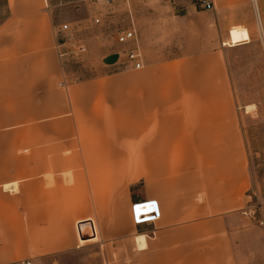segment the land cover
Listing matches in <instances>:
<instances>
[{"label": "crops", "instance_id": "1", "mask_svg": "<svg viewBox=\"0 0 264 264\" xmlns=\"http://www.w3.org/2000/svg\"><path fill=\"white\" fill-rule=\"evenodd\" d=\"M212 1L213 23L203 21L202 30L214 29L216 37L202 39L198 53L169 64L176 62L185 70L199 62L212 72L199 80L220 82L221 88L194 92L185 84L172 89L173 82L192 80L190 73L174 70L156 78L143 73L150 82L140 84L144 88L132 96L136 92L113 88L119 75L65 85L60 23H54L46 1L7 0L8 12L0 22V131H7L25 152H0V264H38L78 247L73 233L78 219H90L95 230L90 239L79 237V243L101 249L106 264L114 252L121 261L127 258L130 243L136 241L140 248L132 253L140 259L138 264H235L226 214L243 206L248 175L239 148L235 171L228 173L233 181L228 199L225 131L233 129V122L226 123L221 106L232 95L225 59L230 46L248 36L249 42L264 41V0ZM233 25L246 26L248 36L233 27L229 38ZM131 103L140 107V117L127 113ZM66 123L77 131L90 130L92 141L67 142ZM34 130L41 134V153L32 152ZM138 130L142 143L139 153L132 155L123 146L132 145L130 139L138 138ZM75 146L81 149L66 152ZM202 147L215 153L209 158ZM130 161L154 164L147 173L143 170L140 196L130 192L129 185L114 195L113 177L128 174L114 173L121 166L112 163ZM202 161H210L213 169L205 196L198 199L202 190L198 180L194 184V173L200 170L193 163ZM166 163L179 164L173 171ZM154 200L159 217L141 224V232L133 236L136 241L130 239L131 206ZM114 206L120 210L118 230L112 229L111 219L102 223L100 217L86 216V211L112 213ZM65 226L64 233L59 227Z\"/></svg>", "mask_w": 264, "mask_h": 264}, {"label": "rangeland", "instance_id": "2", "mask_svg": "<svg viewBox=\"0 0 264 264\" xmlns=\"http://www.w3.org/2000/svg\"><path fill=\"white\" fill-rule=\"evenodd\" d=\"M45 1L52 13L54 23H68L66 32H58L59 41L64 42L61 49L64 52L65 85L93 79L106 81L113 79L112 75H119L116 78L118 81L113 83V88L136 92L140 91L141 85L150 82L147 76H143V73H151L156 78L159 74L178 70V73H190L192 80L191 83L173 82L172 89H180L179 86L185 88V84L191 86L194 92L200 89H212L213 86L221 88L220 82L212 83L199 80V77H204L207 72L208 76L212 73L209 68L206 70L205 67H201L199 62H191L185 67V70L184 67L175 64L176 62L172 63L173 65L169 64L182 55L198 53L202 39L216 37L214 29L202 30V22L208 21L211 25L214 17L213 10L204 9L201 0ZM8 8L7 0H0V22L7 15ZM95 18H98L99 21L95 22ZM132 26L135 28L142 55V67L139 69H134L126 62L122 55L123 46L117 41L118 33ZM233 27L241 29L242 32L246 31L248 36L246 26L233 25L228 30L229 38L230 29ZM68 36L71 39H67ZM248 38L249 36L238 44L230 46L232 48L228 49L225 59L229 78V82L227 84L226 81V84L232 91V95L229 94V97L224 98L221 106L226 123L233 122V129L225 131L226 196L232 194L228 193L233 188V181L228 177L230 175L228 173L233 175L235 171L236 154L239 148H241L248 175V185L243 195V206L239 210L227 213L226 217L234 263L264 264V41L257 39L249 42ZM79 46L83 47V50H78ZM141 88L144 87L141 86ZM130 95L135 96L138 93ZM129 99L137 101L136 98L129 97ZM132 103L127 113L132 116L137 112L136 116L140 117V107L133 108ZM193 110L195 113L196 108L194 107ZM78 131L73 129L72 123H66L64 130L66 141L76 144L83 143L82 145L92 141L87 136V133L91 132L90 130ZM136 132L139 136L130 139L132 145L123 146L124 150L132 155L139 153L140 142L142 143L140 130ZM33 133L32 152L41 153V146L38 144L41 141L40 131L34 130ZM14 141V137L10 136L7 131H0V152H25V147L17 145ZM84 148L86 149V147ZM80 149L81 147L75 146L68 148L66 152ZM195 149L194 147V152ZM211 151V148L210 150L207 147L201 148V152L209 154V158L211 154L215 153V151ZM153 164L131 161L112 163L113 166H121L119 168L121 171L114 173L128 174L127 177H113L114 195H120L124 187L129 185L130 192L140 196V191L143 190V170L147 173V170H152ZM166 164H169L174 171L179 163ZM193 164L194 169L200 170L198 175L194 173V184H196V180L199 181L202 191H200L198 199H201L205 196L208 173L213 168L210 161ZM172 175H176V172H173ZM231 198L228 196V199ZM86 216L94 219L96 217L97 220L100 217L102 223L111 219L112 229L117 227L118 230L121 225L120 210L115 206L112 213L105 214V211H97L94 214V211H86ZM80 220L84 219H78L73 225L75 242L78 247L59 255L41 259L38 264H106L101 255V249L94 247L92 249L89 242L83 245L79 243V235L76 234L75 226L77 227ZM85 220L90 221V219ZM59 229L64 233L67 230L66 226L59 227ZM98 229L96 225L97 239H99ZM131 230L133 234L130 239L136 241L133 236L136 237L141 232L140 225L132 224ZM131 244L133 242L130 243L131 252L127 258L121 261L114 252L110 264H121V262L138 264L140 259L137 258L136 253L132 252H134L133 249L140 247L137 241L133 245Z\"/></svg>", "mask_w": 264, "mask_h": 264}, {"label": "built area", "instance_id": "3", "mask_svg": "<svg viewBox=\"0 0 264 264\" xmlns=\"http://www.w3.org/2000/svg\"><path fill=\"white\" fill-rule=\"evenodd\" d=\"M201 4L204 9L206 10H212L213 7V1L212 0H201ZM95 22H98L99 19L95 18ZM58 32H66L68 30V23H60L57 28ZM67 39H71L70 36L67 37ZM117 41L123 46L122 55L125 57V60L127 63L131 65L134 69H139L142 67V55L139 49L138 41H137V34L135 31V28L128 27L121 32L118 33ZM64 45V42L60 43V49ZM78 50H83V47L79 46ZM64 52L62 49L59 52V56L63 57ZM138 202V201H137ZM135 202L131 206V214H132V222L134 225H141L143 223H148L153 221L156 217H158V209L156 201L154 200V206L155 211L150 212L149 214H143V213H137L138 210H140L146 202L137 203ZM90 231L93 235H95L94 225L91 221H86ZM82 225V222H78L77 224V232L79 235V230ZM25 264H31L30 261H27Z\"/></svg>", "mask_w": 264, "mask_h": 264}, {"label": "bare ground", "instance_id": "4", "mask_svg": "<svg viewBox=\"0 0 264 264\" xmlns=\"http://www.w3.org/2000/svg\"><path fill=\"white\" fill-rule=\"evenodd\" d=\"M152 203H154V201H152V202H147V203L143 204V205H142L143 207H142L140 210H138L137 213H143V214H147V213L149 214L150 212H153V213H154V211H155V206H154V204H152ZM156 204H157V203H156ZM145 208H149V209L146 211ZM157 209H158V206H157ZM158 217H159V211H158ZM158 217H156L155 219H157ZM155 219H154V220H155ZM154 220H153V221H154ZM85 224L88 225L87 222H83L81 226H85ZM89 239H90V238H89ZM81 240H86V239H81Z\"/></svg>", "mask_w": 264, "mask_h": 264}, {"label": "water", "instance_id": "5", "mask_svg": "<svg viewBox=\"0 0 264 264\" xmlns=\"http://www.w3.org/2000/svg\"><path fill=\"white\" fill-rule=\"evenodd\" d=\"M94 235L91 233L90 228L88 225L81 226L79 230V237L80 239H87L93 237Z\"/></svg>", "mask_w": 264, "mask_h": 264}, {"label": "trees", "instance_id": "6", "mask_svg": "<svg viewBox=\"0 0 264 264\" xmlns=\"http://www.w3.org/2000/svg\"><path fill=\"white\" fill-rule=\"evenodd\" d=\"M140 203H142V202H140ZM146 209V211L149 209V208H145Z\"/></svg>", "mask_w": 264, "mask_h": 264}]
</instances>
